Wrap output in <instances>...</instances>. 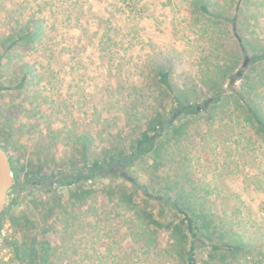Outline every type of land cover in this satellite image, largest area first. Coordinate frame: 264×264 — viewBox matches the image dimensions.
<instances>
[{"label":"rangeland","instance_id":"1","mask_svg":"<svg viewBox=\"0 0 264 264\" xmlns=\"http://www.w3.org/2000/svg\"><path fill=\"white\" fill-rule=\"evenodd\" d=\"M263 53L264 0H0V145L18 178L0 264H187L191 246L197 264H264V134L247 112L264 118ZM157 115L159 156L125 169L146 191L135 205L113 168L65 185L132 156ZM80 188L91 194L76 200ZM168 197L201 216L200 239Z\"/></svg>","mask_w":264,"mask_h":264},{"label":"trees","instance_id":"2","mask_svg":"<svg viewBox=\"0 0 264 264\" xmlns=\"http://www.w3.org/2000/svg\"><path fill=\"white\" fill-rule=\"evenodd\" d=\"M202 8L207 10V8L205 6H202ZM261 60H264V53L252 58L251 63H256V62L261 61ZM161 76H162V78H161L162 82L170 90L173 91V87L170 85V82H169L168 74L163 73V74H161ZM220 101H221V95H218L213 100L214 103H218ZM183 111L185 112L186 115H194V114H198L200 110H198V106L189 105V106L183 108ZM247 112H248V120H250V122H252V124L254 125L258 134H260V135L264 134V118H262L259 115V113L253 108H249L247 110ZM167 123L169 124V121H165L161 115H157V117H155L154 119H152L150 121L148 128L142 133L141 138L137 141L136 149L134 150V153L132 156H130L129 158H122V159L111 157L110 160L106 159L103 161H100L99 159H97L92 163V166L90 168V172L86 176H83V174H81V172H78L77 174L64 175L63 180H64L65 185H67V186L76 185L77 183L80 182V180L82 178L87 179L90 176L92 177L96 171L102 172V170L105 168L110 169V167H112L114 164H116L118 162H122V163H125L128 165L132 161H138L140 159L145 160L146 158H149L150 156L151 157L159 156L160 148L163 146L160 142H158V139L156 136L161 135V133H163V131L167 128L166 127ZM176 131L178 132V129ZM27 168H30V170L33 172L35 177L42 173V168L38 165L35 166L33 164H30V166H28ZM154 168L156 169L157 166L155 165ZM127 184L131 185V187L134 188V190H136V192L135 191L130 192L129 190H127V186H126ZM120 186L121 187H119L120 188L119 191L123 192V194L121 196V201H123L127 205H130V204L135 205L134 200H135V196L137 195L138 191H141L144 194L146 192L139 185H135L134 183L129 182L126 179H124V184H120ZM117 188L118 187L115 186L114 184L110 185L109 186L110 193L116 194L118 192ZM84 194H86V195L91 194V190H83L82 188H80L78 190V192L73 195V198H75L76 200H80L81 197H84ZM150 198H152V195ZM160 199H161L160 197L157 198V200H159V201H160ZM165 203L169 206L170 205L174 206L175 209L178 211V213L183 216L182 221L184 224L187 225V228H188V231H187L188 234H186V235L192 236L193 239H197V240L200 239L201 237L199 235L203 234V230H205L207 228V226H205L204 224L201 225V216L198 215L196 212H194L192 209L188 208V206H186L184 203L180 202L179 200H173L171 197H168L167 201ZM138 208H139L138 214L140 216H142L145 221H147L148 223H151L155 226L160 225V222H158L155 219V214H154L153 209H150V208L148 209V208H143V207L142 208L138 207ZM13 220H15V219H13ZM24 220L27 221L26 218H24ZM14 222H15V225H17V227H19L21 230H23V228H22L23 224H22L20 219H17V222L16 221H14ZM177 227H175V228H177ZM35 244H36V240L31 242V246H35ZM225 246H227L228 248L235 250V251H239L242 248L239 245L228 246L226 244ZM30 255L31 254L26 252V251L25 252L18 251V253H17L18 258L20 257L21 260H23L24 262H27L29 260ZM36 256H37V254H36ZM33 258L34 257H32L30 259V261H29L30 264H36L37 263L33 260ZM187 264H197L195 257H194V246H191L190 251L187 255Z\"/></svg>","mask_w":264,"mask_h":264},{"label":"water","instance_id":"3","mask_svg":"<svg viewBox=\"0 0 264 264\" xmlns=\"http://www.w3.org/2000/svg\"><path fill=\"white\" fill-rule=\"evenodd\" d=\"M248 64V60L245 62V66ZM200 110V107H198ZM12 162L9 156V153L5 148L0 145V218L2 217L8 200V195L11 189L16 184V179L13 176ZM122 177L129 182L138 185V181L129 175V173L124 170Z\"/></svg>","mask_w":264,"mask_h":264},{"label":"flooded vegetation","instance_id":"4","mask_svg":"<svg viewBox=\"0 0 264 264\" xmlns=\"http://www.w3.org/2000/svg\"><path fill=\"white\" fill-rule=\"evenodd\" d=\"M8 152V151H7ZM9 153V156H10V159H11V162H12V169H13V173L14 172H16V168L14 167V162H13V159H12V157H11V154H10V152H8ZM126 167H127V164H125V163H122V162H118V163H116V164H114L112 167H110V168H113L114 170H117L118 172H123L125 169H126ZM15 179H16V184H17V180H18V178L17 177H15ZM41 179H44L43 177L41 178ZM47 181H44V182H41L40 181V185H42V184H45ZM51 183V186H56V185H59V184H61L62 183V181L60 180V179H58L57 181L55 180V181H52V182H50ZM16 184L14 185V186H16ZM14 188V187H13ZM12 188V189H13ZM11 189V190H12ZM10 193V192H9ZM9 196V195H8Z\"/></svg>","mask_w":264,"mask_h":264}]
</instances>
